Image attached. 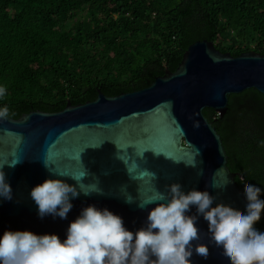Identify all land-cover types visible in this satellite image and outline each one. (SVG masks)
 Instances as JSON below:
<instances>
[{"label": "water", "instance_id": "95a60500", "mask_svg": "<svg viewBox=\"0 0 264 264\" xmlns=\"http://www.w3.org/2000/svg\"><path fill=\"white\" fill-rule=\"evenodd\" d=\"M246 88L264 94V53L250 50L232 55L211 40L198 39L188 45L174 71L155 77L145 87L109 96L98 91L94 99L67 101L58 111L31 110L0 120V164L13 192L12 200L0 198V235L6 229H27L55 233L63 241L69 222L89 204L108 208L135 231L155 207L139 206L149 198L141 191L146 185L152 186L151 195L155 190L166 192L165 186L172 183H180L185 192L207 190L216 198L213 206L224 203L243 213L244 191L236 183L237 173L227 166L220 135L203 109L210 107L222 115L228 95ZM142 126L148 138L130 145L129 130L138 134ZM131 146L139 157H129L134 153ZM58 155L78 164L52 163ZM48 178L90 191L72 200L67 219L37 215L29 193ZM189 214H195L194 207ZM197 226L200 240L193 243L208 245L209 252L207 258L194 252L192 264H229L222 250L209 243L203 217Z\"/></svg>", "mask_w": 264, "mask_h": 264}, {"label": "trees", "instance_id": "16d2710c", "mask_svg": "<svg viewBox=\"0 0 264 264\" xmlns=\"http://www.w3.org/2000/svg\"><path fill=\"white\" fill-rule=\"evenodd\" d=\"M198 39L264 53V0H0V107L16 118L140 89ZM203 114L237 185L264 189V94L230 93L222 115ZM256 227L264 231V212Z\"/></svg>", "mask_w": 264, "mask_h": 264}, {"label": "clouds", "instance_id": "9594fccd", "mask_svg": "<svg viewBox=\"0 0 264 264\" xmlns=\"http://www.w3.org/2000/svg\"><path fill=\"white\" fill-rule=\"evenodd\" d=\"M6 88L0 85V98ZM10 116L0 107V120ZM47 166V164H45ZM75 179V178H74ZM241 183H244L241 177ZM95 186H92L94 190ZM166 192L154 194L139 206L155 204L145 224L135 231L125 227L123 218L95 204L83 207L66 229V238L55 233L6 229L0 235V264H192L193 253L207 258L209 248L200 240V217L207 222L209 243L222 250L229 264H264V231L254 227L264 212L261 187L246 184L245 211L216 203L207 190L185 192L180 183L166 185ZM85 191L60 178H48L30 190L40 219H67L72 200ZM0 198L12 200L13 192L0 164ZM195 214H189L192 208Z\"/></svg>", "mask_w": 264, "mask_h": 264}, {"label": "snow or ice", "instance_id": "6c2138e0", "mask_svg": "<svg viewBox=\"0 0 264 264\" xmlns=\"http://www.w3.org/2000/svg\"><path fill=\"white\" fill-rule=\"evenodd\" d=\"M137 133L138 134H134L131 130H129L128 136L130 138V145L132 143L137 142V141L147 139L148 138V135H149L148 131L143 126L137 128ZM131 147L134 149V153L132 155H129V153H128L129 157H131L133 155H135L136 157H139L140 154L137 153L135 147H133V146H131ZM56 151L58 153H60L61 150H60V147L59 146H57ZM52 163L61 164V165L65 166V167H75L78 164V161L75 160V159H73V158H69L66 155H58L57 157H55L53 159ZM137 164H139L138 161H137ZM80 175L83 176L84 175V171H82L80 173ZM143 175L144 176H147L145 174H143ZM221 183H223V181H221ZM85 191H88V189H85ZM141 191L142 192L149 193V197L152 196L151 195V192H152V186L151 185H146Z\"/></svg>", "mask_w": 264, "mask_h": 264}]
</instances>
